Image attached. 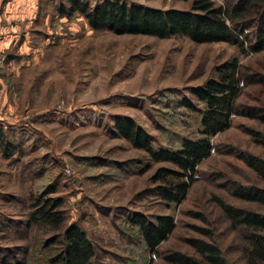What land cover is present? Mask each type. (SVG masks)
<instances>
[{"label": "rangeland", "instance_id": "rangeland-1", "mask_svg": "<svg viewBox=\"0 0 264 264\" xmlns=\"http://www.w3.org/2000/svg\"><path fill=\"white\" fill-rule=\"evenodd\" d=\"M83 1L91 6L98 0ZM125 1L161 9L190 5V0ZM211 1L225 7L237 0ZM68 8L66 0H0V264H49L59 244L47 241L71 223L94 245L93 264H165L145 249L130 222L133 213L173 217L174 228L157 247L160 252L191 254L186 239L208 240L201 228L212 233L226 264H243L239 234L211 197L264 213V207L240 201L227 189L231 181L264 189V181L235 156L248 152L264 159V148L247 131L264 134V123L233 116L228 129L210 137V155L197 165L177 205L153 195L157 183L150 179L158 167L172 166L151 161L138 173L146 154L110 129L114 116L125 115L155 148L175 149L180 138H197L204 104L191 87L202 85L217 65L233 57L247 75H264V50L249 48L253 29L243 32L240 50L183 36L93 30L76 11L67 14ZM240 89L238 104L264 109V83ZM4 142L15 147L8 157ZM46 187L54 190L47 196L61 202L64 219L57 230L28 224L34 198Z\"/></svg>", "mask_w": 264, "mask_h": 264}, {"label": "trees", "instance_id": "trees-1", "mask_svg": "<svg viewBox=\"0 0 264 264\" xmlns=\"http://www.w3.org/2000/svg\"><path fill=\"white\" fill-rule=\"evenodd\" d=\"M66 1L69 4L67 14L76 11L93 30L105 29L115 34H140L158 38L183 36L194 43L226 42L242 50L246 39L243 32L252 28L255 41L249 45L250 50H264V0H237L229 2L225 7L215 5L211 0H190L189 8L185 10L154 8L125 0H98L91 6L83 0ZM58 11L64 13L62 7ZM238 35L243 38L239 40ZM254 83L263 84L264 75L258 72L247 75L235 57L217 65L213 77L202 85L190 88V93L204 104L200 111L197 138L182 137L175 149L153 147L149 135L125 115L113 117L110 134L125 139L131 147L146 154L148 161L139 168L138 173L145 172L151 161L166 162L172 166L158 167L150 179L152 183H157L152 189L153 195L165 203L177 205L186 197L194 181L193 174L197 165L210 155L213 147L210 137L228 129L233 116L255 118L264 123L263 108L242 106L236 101L240 85ZM182 105L192 108L187 101H183ZM247 131L252 141L264 148V134L252 129ZM2 139L0 132V143ZM14 150L13 145L4 142L2 151L5 156L8 157ZM235 156L259 180L264 181V159L248 152H236ZM227 189L231 196L240 201L264 207L263 188L231 181ZM53 191L52 187H46L35 196L29 225L44 224L55 230L61 227L64 219L58 209L61 202L47 196ZM211 200L226 217L230 228L238 232L243 243L240 248L243 264H264V213L234 206L216 196H212ZM130 222L138 228L145 249L165 264H226L212 239V233L205 229L198 230L208 240L193 237L186 239L191 254L179 250L160 252L157 247L174 228L173 217L158 214L148 219L143 214L133 213ZM55 241H58L59 249L47 258L49 264H93L94 245L76 223L64 227L58 236L47 241V245Z\"/></svg>", "mask_w": 264, "mask_h": 264}]
</instances>
